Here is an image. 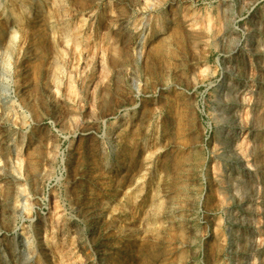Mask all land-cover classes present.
Segmentation results:
<instances>
[{
  "label": "rangeland",
  "instance_id": "1",
  "mask_svg": "<svg viewBox=\"0 0 264 264\" xmlns=\"http://www.w3.org/2000/svg\"><path fill=\"white\" fill-rule=\"evenodd\" d=\"M0 264H264V0H0Z\"/></svg>",
  "mask_w": 264,
  "mask_h": 264
},
{
  "label": "bare ground",
  "instance_id": "2",
  "mask_svg": "<svg viewBox=\"0 0 264 264\" xmlns=\"http://www.w3.org/2000/svg\"><path fill=\"white\" fill-rule=\"evenodd\" d=\"M8 38H9V41H11L13 39V37L10 34L8 35ZM177 96L180 97V96H182V94L178 93Z\"/></svg>",
  "mask_w": 264,
  "mask_h": 264
}]
</instances>
